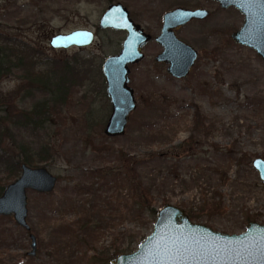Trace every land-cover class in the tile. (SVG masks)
<instances>
[{"label":"rangeland","instance_id":"374dc122","mask_svg":"<svg viewBox=\"0 0 264 264\" xmlns=\"http://www.w3.org/2000/svg\"><path fill=\"white\" fill-rule=\"evenodd\" d=\"M107 1L0 0V33L37 49L43 64L71 62L84 79L69 89L60 116L36 136L51 143L52 154L37 165L57 183L49 193L27 191L30 229L12 215H0V264H111L91 256L108 248L111 256L113 247L127 243L136 249L153 221L131 203L134 183L110 169L130 168L128 176L140 181L154 207L174 204L217 231L240 233L249 220L264 223V184L252 165L254 158L264 159V58L230 39L243 15L211 0H114L135 12L153 36L163 7L180 3L211 14L175 32L198 52L187 77H172L154 60L161 51L154 39L144 45L143 60L129 65L136 107L125 133L109 137L103 129L111 105L101 65L119 51L125 33L98 28ZM80 28L95 33L89 46L49 45L54 34ZM25 77L17 71L2 78L0 102L30 107L50 97L29 91ZM4 125L6 144L17 151L20 133L7 119ZM86 219L95 232L81 227ZM71 223L74 231L67 232ZM30 233L36 238L34 255L28 254Z\"/></svg>","mask_w":264,"mask_h":264},{"label":"water","instance_id":"95a60500","mask_svg":"<svg viewBox=\"0 0 264 264\" xmlns=\"http://www.w3.org/2000/svg\"><path fill=\"white\" fill-rule=\"evenodd\" d=\"M224 7L233 6L245 15L244 23L230 33L237 44L253 48L264 58V0H217ZM207 10L176 8L163 15L164 24L155 36L163 48L154 60L167 64L166 70L174 78L188 75L198 52L191 45L178 39L173 31L177 25L191 19H203ZM98 27L125 32L121 48L107 56L101 65L106 95L111 105L104 126L109 137L125 133L129 114L136 107L134 90L129 85V65L143 58L140 48L150 39L139 25L129 17L121 3L110 4L100 16ZM94 32L80 28L57 33L50 37L49 45L54 49L85 47L93 43ZM253 167L264 184V159L254 158ZM20 174L9 182L0 194V215H12L14 221L26 230L27 191L41 193L53 191L57 177L45 166L32 167L25 163ZM31 250L34 255L36 238L30 233ZM111 264H264V223L249 220L240 233L217 231L204 223L193 221L185 209L165 203L156 210L152 231L131 252H122L110 260Z\"/></svg>","mask_w":264,"mask_h":264},{"label":"trees","instance_id":"16d2710c","mask_svg":"<svg viewBox=\"0 0 264 264\" xmlns=\"http://www.w3.org/2000/svg\"><path fill=\"white\" fill-rule=\"evenodd\" d=\"M38 50L23 42L16 37L9 38L0 33V80L22 71L26 80L29 91L45 92L49 94V98L41 100L30 107L21 105L13 107V104L0 102L6 108H0V111L5 114L0 115V194L4 187L13 181L20 174V166L25 163L29 166L36 167L38 162L48 161L52 158L51 143L48 140H39L37 134H43L47 123L53 122L55 117H59L62 113L63 103L70 97L69 89L77 84H80L84 79L79 76V71L74 64L67 60H53V62H39L36 55ZM85 63L84 61H79ZM50 63L52 67L49 68ZM9 102V101H8ZM12 118V122H11ZM10 121L17 128V133H20V139L17 144V151L12 146L8 147L5 141L9 126L4 125V121ZM45 133V132H44ZM35 134V136H34ZM35 137V138H34ZM15 144L13 147H15ZM129 169H122L112 173L115 177H119L122 181H131L134 183V196L131 198V203L135 205L138 211L146 214L154 221L157 208L154 207L140 181L136 177L128 176ZM190 218L192 214L189 213ZM92 220H83L82 228H91V232H95V226ZM71 228L67 230L74 231V225L71 223ZM77 231V230H76ZM145 236H141V242ZM84 241V239H83ZM133 241H131L132 243ZM138 242V244H139ZM126 248L115 246L112 248V255L109 256L111 248L104 250H95L92 254V259L95 261H109L122 252H131L134 249H129L127 243Z\"/></svg>","mask_w":264,"mask_h":264},{"label":"flooded vegetation","instance_id":"af4514ba","mask_svg":"<svg viewBox=\"0 0 264 264\" xmlns=\"http://www.w3.org/2000/svg\"><path fill=\"white\" fill-rule=\"evenodd\" d=\"M211 1H213V2H215L216 4H217V6L218 7H220V8H222V9H226V8H229V7H232V8H234L233 6H227V7H224V6H222L221 4H220V2L219 1H217V0H211ZM108 3H107V5H106V8L110 5V4H115V3H121L126 9H127V12H128V14H129V17H130V19L135 23V24H137V25H139L140 26V28L141 29H143L145 32H147V34H149L151 37H150V39L147 41V42H149V41H151V40H153L154 39V41H155V36H157L158 34H159V32H160V29L162 28V26H163V24H164V21H163V15L166 13V12H169V11H172V10H174V9H176V8H183V9H188V10H192V11H194V10H197V9H205V10H207V12H208V15L205 17V18H207L210 14H211V12L208 10V9H206V8H203V7H199V6H187V5H183V4H180V3H176V4H173V5H170V6H167V7H163L162 8V10L158 13V14H160L159 15V18L158 19H155L154 20V25L156 24V25H158V27L160 28L159 29V32H158V34H156L155 36H153L151 33H149L148 31H147V29L144 27V25H143V23L141 22V21H139L140 19L137 17V19H136V17H135V12H133L132 10H130L129 9V7L127 6V5H125V3L124 2H121V1H114V0H108L107 1ZM155 1L154 0H151L150 1V3H154ZM105 8V9H106ZM104 9V10H105ZM236 9V8H235ZM104 10H103V12H104ZM237 10V9H236ZM238 12H240L239 10H237ZM102 12V13H103ZM241 13V12H240ZM242 15H243V22H242V24L244 23V21H245V15L243 14V13H241ZM102 15V14H101ZM205 18H203V19H205ZM100 19V18H99ZM203 19H199V18H191V19H189V20H187V21H185V22H183V23H181V24H179V25H177L176 27H174L173 28V31H174V33L176 32V30H178L179 28H182V27H185V26H189L190 24H192V23H194V22H196V21H200V20H203ZM99 22V21H98ZM241 24V25H242ZM99 28V27H98ZM107 29H111V28H107ZM237 30V29H236ZM117 31H119V30H117ZM235 31V30H234ZM121 32H124V31H121ZM233 32V31H232ZM125 33V32H124ZM94 35H95V33H94ZM176 35V34H175ZM177 37V36H176ZM178 38V37H177ZM179 39V38H178ZM146 42V43H147ZM156 42V41H155ZM183 42H185V41H183ZM145 43V44H146ZM157 43V42H156ZM186 43V42H185ZM144 44V45H145ZM158 44V43H157ZM188 44V43H187ZM190 45V44H189ZM144 47V46H143ZM143 47H141L140 48V51L143 53V58L145 57V54H144V51H143ZM193 47V46H192ZM163 50V48L161 47V51ZM160 51V52H161ZM159 52V53H160ZM158 54V53H157ZM156 54V55H157ZM155 55V56H156ZM155 56H154V58H155ZM260 56V55H259ZM143 58L141 59V60H143ZM140 60V61H141ZM139 61V62H140ZM196 61V60H195ZM138 62V63H139ZM157 62V61H156ZM159 63H163V62H159ZM195 63V62H194ZM136 64V63H135ZM165 65H166V67H167V64L166 63H164ZM193 66V65H192ZM192 66H191V68H192ZM191 68H190V70H191ZM167 71V70H166ZM190 72V71H189ZM169 74V73H168ZM189 74V73H188ZM188 76V75H187ZM187 76H185V77H187ZM182 78H184V77H182ZM263 159V158H262ZM254 160V159H253ZM253 162V161H252ZM36 250V249H35ZM135 250V249H134ZM36 252V251H35ZM35 254V253H34ZM112 258H114V257H112ZM111 258V259H112ZM110 259V260H111Z\"/></svg>","mask_w":264,"mask_h":264}]
</instances>
